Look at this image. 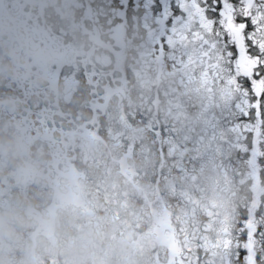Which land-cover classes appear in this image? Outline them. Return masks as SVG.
<instances>
[{"label": "flooded vegetation", "instance_id": "obj_1", "mask_svg": "<svg viewBox=\"0 0 264 264\" xmlns=\"http://www.w3.org/2000/svg\"><path fill=\"white\" fill-rule=\"evenodd\" d=\"M170 3L0 0V10L11 8L32 28L49 32L62 51L41 82L34 73L23 74L0 45V129H23L33 164L17 173L14 162H0V205L11 203L6 192L13 187L18 201L37 211L55 207L59 218L46 234L33 235L31 228L22 233L17 257L26 264H58L57 236L74 205L97 232L112 224L107 214L120 222L115 203L104 193L120 190L123 177L138 194L147 189L150 196H142L146 207L129 216L130 226L119 228L131 235L118 247L119 264H264V69L247 77L254 81L249 85L227 51L181 33L179 24L162 15ZM259 63L264 64V55ZM175 128H197L196 134L208 128L196 137V153L202 140H224L215 141L210 158L216 188L218 147L234 151L229 162L239 167L241 180L219 187L225 192L222 237H214L217 204L205 221L191 222L182 212L169 216L161 178L170 169L166 161L175 157L161 140L166 134L186 140ZM134 134L141 137L135 140ZM150 141L159 157L156 166H145L152 153L138 147ZM140 179L143 187L135 186ZM95 187L104 193L91 194ZM73 236L71 231L63 238L66 251L87 246L86 238L75 243ZM62 259L70 264L65 253Z\"/></svg>", "mask_w": 264, "mask_h": 264}, {"label": "clouds", "instance_id": "obj_2", "mask_svg": "<svg viewBox=\"0 0 264 264\" xmlns=\"http://www.w3.org/2000/svg\"><path fill=\"white\" fill-rule=\"evenodd\" d=\"M0 45L4 46L5 55L20 66L23 74L34 73L43 82L46 69L62 57L58 41L47 31L32 28L23 17L11 8L0 10ZM10 104L15 101L9 99ZM9 125L0 129V162H14L17 173L33 167L28 158L29 145L21 128L8 130ZM28 177H25L27 180ZM59 221L55 207L37 211L35 206L25 200L13 201L0 205V264H26L17 257L22 233L31 228L33 235L48 233ZM85 236L100 239L95 229L89 228ZM92 250L80 244L65 252L70 264H85Z\"/></svg>", "mask_w": 264, "mask_h": 264}, {"label": "rangeland", "instance_id": "obj_3", "mask_svg": "<svg viewBox=\"0 0 264 264\" xmlns=\"http://www.w3.org/2000/svg\"><path fill=\"white\" fill-rule=\"evenodd\" d=\"M189 52V48H186L183 51V53L185 54H188ZM142 53L145 54L146 51H143ZM199 104H204V101L200 100ZM176 108L178 109L177 106ZM207 129L208 128H202L201 131L198 132L200 136H203L204 132H206ZM167 130L168 127H165V131ZM180 130L184 131V128H175L176 133ZM183 135L185 138H187L186 140H178L177 135L171 137L167 134L164 136L165 140H161V145L163 149L170 154L173 153V156L176 160V163L173 165L172 169L174 171V177H170L171 181L173 182L171 193L174 194V203L170 204L167 198H165L164 201L167 206H170V217L177 215V212H181L183 210V207L186 205L185 211L187 212V215L192 214L190 217L193 218L194 212L199 213L200 211L198 209H195V207L190 204L192 201L200 199L201 195L204 192L203 186L198 182V180H201L200 175H204L205 173L203 177V180H205L203 181V185L205 186L206 191H208L207 196L203 198L204 203L209 204L210 207H212V201H214L215 197H217L218 189L216 190L214 188V185L211 181L213 166L210 165V156L216 147L215 141L220 142L222 140H202L201 149L198 151L197 154H195L192 146L197 140L196 137L192 134H188L186 129ZM138 147L144 149L148 148L152 153L151 160L145 166H149L150 164L156 166V160L159 157L156 156L153 152L154 144L151 141L142 142L141 144H139ZM233 153L234 151L226 150L224 147H222V149L220 146L218 147V170L216 172L218 188L226 186L229 181H235L237 179V176H239V167L237 165L235 167H232L231 163H228L227 165V168L229 170H234L235 172H229L223 167V160L225 161L226 159L232 158ZM195 160H198V165H194ZM261 163L262 167H264V159L261 160ZM201 165H204L207 169L204 171L203 169H201ZM206 173H208L209 176H207ZM239 179L241 180V177H239ZM134 185L137 187H143L141 179L138 182L134 183ZM130 186L132 187L131 184ZM99 192L100 191L97 190V193ZM112 198V201L115 203V206L118 207L115 211L119 212L120 217L126 214L127 207H132L134 205L133 200L126 199L124 197L119 198L117 195H112ZM136 201L138 203L140 202L139 199H137ZM105 202L107 203V201ZM215 202L217 203V200ZM219 210H222L225 213L224 200L218 199V212ZM209 211V209L204 211L205 216H208V214L210 213ZM113 217L114 215L111 214V219L109 222L112 224L108 227V230L105 232L104 254L100 258L98 264H114V260L112 259V252L110 251V249L111 247H114L117 243H119L117 234L121 235L126 241L130 238V235L128 233L121 234V231H119V228H121L123 224H126V219L123 218L120 222H115L113 221ZM177 222L179 224L181 223L180 218L177 219ZM89 228H92L91 223L89 221H85L77 225L76 232L73 236V241L75 243H78L81 239L86 238L87 242H89L90 237L84 235V233ZM63 252H66L65 246H63Z\"/></svg>", "mask_w": 264, "mask_h": 264}, {"label": "snow or ice", "instance_id": "obj_4", "mask_svg": "<svg viewBox=\"0 0 264 264\" xmlns=\"http://www.w3.org/2000/svg\"><path fill=\"white\" fill-rule=\"evenodd\" d=\"M162 15L179 24L181 33L190 32L206 46L227 51L249 85L254 81L247 77L264 69L259 63L264 55V0H171Z\"/></svg>", "mask_w": 264, "mask_h": 264}]
</instances>
